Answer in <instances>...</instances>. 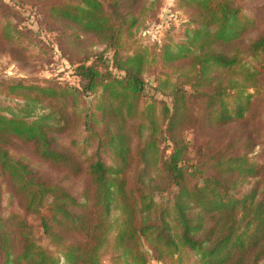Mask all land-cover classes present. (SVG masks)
I'll list each match as a JSON object with an SVG mask.
<instances>
[{
    "label": "trees",
    "instance_id": "16d2710c",
    "mask_svg": "<svg viewBox=\"0 0 264 264\" xmlns=\"http://www.w3.org/2000/svg\"><path fill=\"white\" fill-rule=\"evenodd\" d=\"M9 1L7 57L47 55L13 9L27 2L74 56L79 85L0 82L3 100L22 103L0 109V264H264V6L244 10L260 0H176L187 23L130 54L160 0Z\"/></svg>",
    "mask_w": 264,
    "mask_h": 264
},
{
    "label": "rangeland",
    "instance_id": "374dc122",
    "mask_svg": "<svg viewBox=\"0 0 264 264\" xmlns=\"http://www.w3.org/2000/svg\"><path fill=\"white\" fill-rule=\"evenodd\" d=\"M3 2L12 4L9 0H2ZM101 4L106 6L107 0H98ZM13 5V4H12ZM264 6V0L246 3L244 4V10L251 15L258 14ZM13 9L16 11V15L20 22L21 27H26L37 34V37L43 42L47 55L44 62L33 60L28 65L16 64L7 57L5 50L0 46V82L2 81H29L35 82L34 84L43 85L44 82H50L60 87H78L79 79L76 77V64L71 63L68 59H73L72 54L63 55L59 49L58 34L54 31H50L45 28L43 22L39 23L40 13L36 6L27 2L15 3ZM176 0H160L155 5V9L145 19L142 28L136 33L135 37L126 44L127 54L133 53L139 46H154L159 47L163 41L171 35V31L179 28L183 24L187 23V18L181 11H176ZM130 51V52H129ZM106 64L110 66L111 55L107 53L105 55ZM145 95L151 96L153 94V79L146 78L145 80ZM157 98V96H156ZM11 108L15 111L22 109V103L5 101L0 97V109ZM188 139H193L194 136L189 134L186 136ZM199 141H201L199 139ZM258 150L255 149L251 154L252 157H256ZM14 154L23 155L29 157V151L15 150ZM37 168L40 175L48 182L59 183L66 187L72 193L77 194L79 192V186L77 183H67L63 181V177L66 172L63 169H55L47 164H41L37 161H32ZM254 187V182L250 181L247 185L243 186L240 193L237 195L241 197L249 193ZM5 210H11L15 213L19 212L16 204L9 206L7 200L3 202ZM29 225L34 230V236L37 242L46 247L47 243L43 238L38 221L33 217H26ZM149 264H159L155 261H151Z\"/></svg>",
    "mask_w": 264,
    "mask_h": 264
}]
</instances>
